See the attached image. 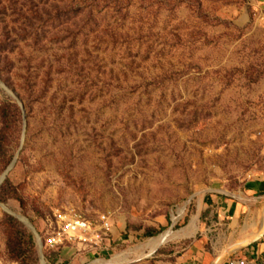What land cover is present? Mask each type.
Masks as SVG:
<instances>
[{
	"label": "rangeland",
	"instance_id": "obj_1",
	"mask_svg": "<svg viewBox=\"0 0 264 264\" xmlns=\"http://www.w3.org/2000/svg\"><path fill=\"white\" fill-rule=\"evenodd\" d=\"M45 3L0 0V179L15 162L0 189V264L264 252V234L235 245L264 218V0H129L122 39L98 50L63 12L75 5ZM72 210L109 223L100 246L47 247Z\"/></svg>",
	"mask_w": 264,
	"mask_h": 264
},
{
	"label": "trees",
	"instance_id": "obj_2",
	"mask_svg": "<svg viewBox=\"0 0 264 264\" xmlns=\"http://www.w3.org/2000/svg\"><path fill=\"white\" fill-rule=\"evenodd\" d=\"M65 3L75 5V10L71 11L70 7H66L63 12L65 15L68 13L76 14V17L79 18V28L82 35L88 36L94 35V47L97 48L99 44L109 43L110 41L114 42V45L117 39H122V36L125 32L121 30L125 27V22L127 20V11L129 9V0H48V3H45L46 7H54L56 12H60V7L57 3ZM55 3V4H53ZM51 9V8H50ZM52 10V9H51ZM48 15H50V10H45ZM106 16L109 17L108 20ZM103 19L105 22V27L102 29V25H99L98 19ZM105 36V37H104ZM125 40L120 44H125ZM84 49L83 53L91 58L92 53L87 49L86 42L83 44ZM85 60V59H84ZM82 59V62L84 61ZM135 65V62L131 63ZM1 189V188H0ZM153 237V235H151ZM32 240V236H29Z\"/></svg>",
	"mask_w": 264,
	"mask_h": 264
},
{
	"label": "built area",
	"instance_id": "obj_3",
	"mask_svg": "<svg viewBox=\"0 0 264 264\" xmlns=\"http://www.w3.org/2000/svg\"><path fill=\"white\" fill-rule=\"evenodd\" d=\"M55 220L47 240V247L51 250L76 243L100 246L104 241V230L110 229L109 223L104 222L103 228L97 227L74 210L58 213ZM228 264H264V262L260 258H236L229 260Z\"/></svg>",
	"mask_w": 264,
	"mask_h": 264
},
{
	"label": "crops",
	"instance_id": "obj_4",
	"mask_svg": "<svg viewBox=\"0 0 264 264\" xmlns=\"http://www.w3.org/2000/svg\"><path fill=\"white\" fill-rule=\"evenodd\" d=\"M255 186L256 187L254 189L256 191H260V192L262 191V194H264V179L261 182H259V184L255 185ZM229 211H231L232 214H233V219H231V220H232V222L234 224V220H235V218H237V216H238L237 214L240 213V212L238 211V213H236L237 210H236L234 204L229 209ZM237 224H238V222H237ZM263 234H264V218L262 219V222L260 223V225H254L253 227H251L250 223H247L246 226H245V228H244V230L241 231L240 238H239L240 239V242L237 243V244H235V245L244 248V247H246L248 245V241H249L248 240V235H254L253 241L251 242V243H254V241L257 238H259V237L262 238ZM230 248L231 247H229L228 249H230ZM252 252H254V249L252 250ZM262 253H264V252H261L260 246H258L257 247V252L255 253V255L253 254V258H250V259L260 258L261 255H262ZM209 257L211 258L210 255H209ZM211 262H210V264H212Z\"/></svg>",
	"mask_w": 264,
	"mask_h": 264
},
{
	"label": "water",
	"instance_id": "obj_5",
	"mask_svg": "<svg viewBox=\"0 0 264 264\" xmlns=\"http://www.w3.org/2000/svg\"><path fill=\"white\" fill-rule=\"evenodd\" d=\"M1 86L2 87H4L2 84H1ZM14 164H15V162L12 164V166L7 170V172L1 177V179H0V188H1V186L4 184V182L6 181V177H7V175L9 174V172L13 169V167H14ZM3 208V207H2ZM19 220L23 223V224H25V226H27L35 235H36V233H35V231H34V229H33V227L26 221V220H24V219H21V218H19ZM24 221H25V223H24ZM255 242H258V241H255ZM254 242V243H255Z\"/></svg>",
	"mask_w": 264,
	"mask_h": 264
},
{
	"label": "bare ground",
	"instance_id": "obj_6",
	"mask_svg": "<svg viewBox=\"0 0 264 264\" xmlns=\"http://www.w3.org/2000/svg\"><path fill=\"white\" fill-rule=\"evenodd\" d=\"M24 223H25V221H24ZM260 239H261V237L257 238L255 241H259ZM166 240H167V236L165 235V236L161 237L160 240L154 241V243L152 244V249H155V248L162 246L163 244H165Z\"/></svg>",
	"mask_w": 264,
	"mask_h": 264
}]
</instances>
